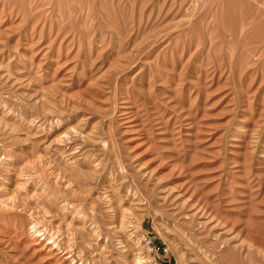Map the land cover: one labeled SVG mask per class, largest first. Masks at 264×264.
<instances>
[{
    "label": "rangeland",
    "instance_id": "1",
    "mask_svg": "<svg viewBox=\"0 0 264 264\" xmlns=\"http://www.w3.org/2000/svg\"><path fill=\"white\" fill-rule=\"evenodd\" d=\"M128 263L264 264V0H0V264Z\"/></svg>",
    "mask_w": 264,
    "mask_h": 264
},
{
    "label": "bare ground",
    "instance_id": "2",
    "mask_svg": "<svg viewBox=\"0 0 264 264\" xmlns=\"http://www.w3.org/2000/svg\"><path fill=\"white\" fill-rule=\"evenodd\" d=\"M30 7H31V5H30ZM8 194H9V193H8ZM11 199H12V198H11ZM5 201H7V200H5ZM35 223H36V221H35ZM35 223H34V224H35ZM200 226H201V225H200ZM33 227H34V226H33ZM36 227H37V226H36ZM35 234H36V233H35ZM40 234H41V232H40ZM40 234H39V235H40ZM36 235H37V234H36ZM196 236L198 237V235H196ZM38 238H39V237H38ZM198 244H199V243H198ZM128 264H129V263H128ZM132 264H133V263H132Z\"/></svg>",
    "mask_w": 264,
    "mask_h": 264
},
{
    "label": "built area",
    "instance_id": "3",
    "mask_svg": "<svg viewBox=\"0 0 264 264\" xmlns=\"http://www.w3.org/2000/svg\"><path fill=\"white\" fill-rule=\"evenodd\" d=\"M151 242V240H149V243ZM160 249L159 247H157V250Z\"/></svg>",
    "mask_w": 264,
    "mask_h": 264
}]
</instances>
